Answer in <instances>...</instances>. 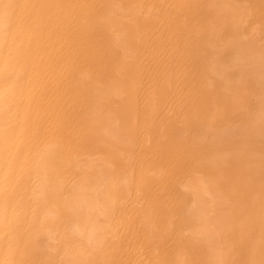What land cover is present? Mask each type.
I'll use <instances>...</instances> for the list:
<instances>
[{"label": "bare ground", "instance_id": "obj_1", "mask_svg": "<svg viewBox=\"0 0 264 264\" xmlns=\"http://www.w3.org/2000/svg\"><path fill=\"white\" fill-rule=\"evenodd\" d=\"M16 1L17 0H15V5H16ZM87 1L88 0H86L85 3H87ZM89 1L91 8L89 7L88 4L87 6L90 8L88 13H90L91 16L88 15L87 17L91 18V22H89L91 23L89 25L91 26V28H89L88 26L89 30L91 29L90 30L91 32H89L88 30V32L91 34V35L89 34L91 36V41L89 42L88 41L89 39L88 40L85 39V41H88L89 44L91 43V49H90L91 51H87L86 49L84 50V55H86L85 54L86 52H88L89 54L87 59L85 58L84 64H86V66L90 65L94 69V72L95 71L97 72L95 73L90 72L91 73L90 74L88 72L89 68L85 67L86 69H88L86 70L83 67L84 65L81 66L82 70L81 69L79 70L78 67L80 68L81 61L79 60L80 65L75 61L79 65L76 67L75 65L77 64L74 65V67L77 68L74 71L79 70L77 71L78 72L77 80L79 82H82L83 84V80L87 78L88 80L87 79L86 80L93 85V87L91 85L89 86H90V90H93L94 92L93 95L95 96L93 100L94 102L95 100L98 99V102L99 103L101 102L100 104H102L103 99H109V101L112 100V103H114V102H119V99L116 101L117 98L115 99V97H120V99L122 100L123 98L124 99L127 98L128 103L127 104L125 103L126 106L123 107L124 110H130L131 112L128 114L125 113L126 119H124V121L122 120L121 116L119 117V115L114 113L116 109L114 112L112 111L113 113L110 112L113 109H111L110 111H105L103 113L102 111L101 113H98V111L100 110L99 106L101 107L100 104L99 106H96L94 104L93 107L92 105L88 107L86 104L85 106L88 108L86 109L85 107L86 110L84 109L85 111L83 112L82 118L81 116H79L81 119H83L82 121L78 119L79 117L76 116L75 113L74 118L76 119L78 117L77 118L79 120L78 122L83 123L82 124L83 127L85 123V127L83 129L85 130V128L88 127L87 129L89 131L87 129L85 131L82 130V126L78 122L77 123L79 125L75 123L77 125V128L81 129L82 133L89 132V134L84 133L85 134L84 136V134H82L79 129L78 130L76 129L78 133L81 134L80 136H83L84 138L87 137L88 139L84 140V138H82L83 139L82 141L81 137L79 138L77 133L76 135L78 136L79 140H81V142L74 141V144L72 143V145L75 148L74 147L72 148L77 150V148L79 147H76L77 145L76 142L77 143L79 142L80 147L82 146V144L84 148L88 146L90 147L91 152H87L86 155L85 152L83 151L84 149L81 151L78 150L77 151L79 152L78 154H80V152L82 153L84 152V155L86 157L83 158L82 156V158H79L77 160L73 158L71 161H69L70 159L68 156L69 163H67V165L69 167L68 166L67 167L69 169H67L66 172L67 174H66L65 173L66 170H64V172L62 170L64 169L63 166H65L67 158L65 160V163L64 161L63 162L61 161L62 150L60 148L63 149L62 140H65L66 138L65 136H67L68 135L67 133H69V131L71 130L70 128H68L69 126L66 127L70 129L68 130V132L65 131L66 128L64 130L66 132L64 133L65 136L63 135L64 138H62L63 136L59 135L60 133L56 134L57 126L59 125L55 126L56 128V130H54L56 132L55 136L56 137L61 136L62 138V140H60L62 144L61 146L59 145V142L58 144L54 143V140L50 136L49 137L50 139H48L45 142L43 141L44 143L43 142L41 143L42 147L37 148L36 146L38 144L36 145V143L38 142L35 143V139L38 136L40 137L42 135L40 128H39L40 135L38 133L37 136L35 129H34V133H31V131L28 129L29 127H31V125H33L32 122H30L31 119L29 120V125L27 124L25 126V124L28 122V120H25L24 117L26 116L27 113L26 111L29 110L31 114V109L28 108L30 102L28 101L29 102L27 103L28 106L26 105V103H24L28 109L27 108L25 109L26 106H21V108L23 107V110L21 109V112L24 111L22 112L23 115L21 114V112H19V114H16L15 112V110H17L18 104L19 107L21 104H23L22 99L24 101V98L27 97V93L24 94L26 92L23 89L25 88L23 87L24 84L22 83L21 84L22 86L19 84L20 82H23L22 80L18 82V84H16L17 82L12 83L10 77L14 78L13 76L16 77L18 76L16 79H14L16 81L18 78H20V71H21L22 75L25 76L24 79H26V75L23 74L26 72V69L25 68L21 69L22 67L21 65H23L24 62L22 63L20 61L21 58L24 61L23 57L25 58V56L28 55L29 50L28 51L26 50L28 53L26 51L24 52L21 48L22 46L21 47L18 46L22 50L21 53L22 52L25 53L24 54L25 56L23 57L19 55L21 53H18V51H20L18 47H17L18 48L17 51L16 49L13 50L14 53L16 51L14 58H16L17 54L20 58V61H18V63L16 59H15L16 61H14L15 63H17L18 67L15 63L10 61L11 58L13 57L10 56L11 53L10 54L7 53L8 58L10 60L6 57L7 55H4L3 57L2 48L6 44H8L10 37H13L11 34H13L16 31V30L14 31L13 29H14L15 21L17 19V17L15 16L17 14H15V10L13 9L15 7V6L13 7L14 4L13 0H0V81L2 82V83L0 82V264H31V263L32 264H96V261L97 264H100L101 261L100 263L98 261L102 255L105 256L104 253H106V251L109 248V247L107 248V245L109 243L112 244L113 241L112 239L115 238L118 239L119 237L124 238L125 233L123 234L121 233V229L123 227H124L123 228L124 231L125 229H127L128 232L127 231L126 232L128 236L129 234L132 233L134 235V231L135 232L137 231L138 234L137 238L139 237V234L146 236V234L144 233H147V235H149L148 231H151L150 230L151 226L152 225L155 226V224L151 222V217L153 216L152 220L153 218L154 221L160 219L156 223L160 221L162 223V226L163 223L166 222V228L165 225L163 226L165 232L163 231L162 234L165 233V235H167L169 231L172 232L173 230L175 231V229L173 228H171L172 230H170V227L172 226L176 227V225L174 226L173 224V222H177V220H179L177 217H174L176 216V213L179 214L181 217L183 216V218H185V219L182 218L181 220L182 221L185 220L184 222L187 224L188 227L184 224L185 227L181 226V228L184 227L182 228V230L186 229L185 232L183 231L185 234L181 235L182 234V230H181V234H180L181 236H178L179 233L175 235L177 237V238L175 237V241L177 240L176 242L179 244L178 247L176 246L177 247L176 249H179L178 251L181 252L179 253L178 251L175 250L176 255L178 254L177 256L178 258L177 260L175 258L172 264H191V263L192 264H240V263L264 264V40H263L264 26L261 25L262 23H260L259 26H263V31L261 32L260 30L262 29L259 30L258 29L259 26L258 28H256L255 25L254 28L253 25L255 23H252L253 24L252 25L251 20H248L249 18L248 15L251 16V11L249 12L248 9L252 8V1L250 2L251 4L249 3L248 0H89ZM246 1L249 3L248 5ZM255 2H257V0ZM263 2L260 1V3ZM35 3L37 5L38 2H36L35 0ZM43 3L46 5L47 1L45 0V2ZM21 4L24 5V3ZM263 4L261 5V7H263ZM28 5L30 6V4ZM20 6L21 5L19 4L18 9ZM254 6L256 7V5ZM39 7L41 8V6ZM255 7H253L252 9L254 11V12L252 11V13L253 14L255 13L254 17H256V15L260 11L262 12V14L259 13L258 15L263 16L264 9L258 10V6H257L256 7L257 12L259 11L257 13L254 10ZM34 8H35V4H34ZM45 9H47V7ZM31 10L34 11L35 9L34 10L31 9ZM41 11L44 13L45 10H41ZM36 12H38V10ZM84 14H85L84 16L86 17V12H84ZM37 16H39L37 18L39 21L35 19V22L38 23L40 22L41 16L38 14ZM260 16L258 17L260 18ZM185 18L190 20V24L187 26L189 27L188 29L186 28L187 25L186 20L184 24ZM256 18H252V19H256ZM261 19L263 20L264 18L262 17ZM16 22L19 24V20H17ZM22 22L25 23L28 22V20L25 21L23 19ZM194 22L196 23V25L194 26V30L192 31V28L190 26L192 24L193 27ZM37 23L35 25H37ZM27 24H29V22L26 23V27ZM40 24L43 25L45 23L41 22ZM81 25L83 24L81 23ZM40 26L38 27L41 28V30L39 29V31L41 32L43 28ZM251 26L253 27V29L250 30ZM32 27H30V29ZM22 28L19 31H22ZM26 31L28 30L26 29ZM165 32L167 33L170 32L173 38L176 37V39H178L179 36L181 40L183 39L184 42H186V40L189 41V42L187 41L186 43L187 44L189 43L190 46L187 47L190 48L188 49L190 53V62L189 60H187V56L189 53L185 51L183 48H180L181 46L175 47L174 52H172V54L178 53L179 57L180 55L181 57H183L182 59L183 61L185 58V53L183 56L181 54L182 50L180 51V49H183L184 52L187 53L185 61L186 62L188 61L187 65L189 66L184 68L183 70L186 69L188 75L187 76L185 75V77H187L186 81L185 78L182 77L184 79L182 83H184L185 81L186 85L184 84V90L183 89L180 90L182 93L184 92L185 96H187L191 100L190 101L191 103H193L192 101L195 100L196 102L197 100L199 102L197 103L200 104L198 107L201 106L200 108L201 115L199 116V119L201 117L202 119L200 121H198L199 119L196 120L198 122L194 124L189 123L191 122L190 121L191 118L190 119L188 118L187 120L189 121L188 123L190 125L194 126V129L196 131V133L194 131V133L196 134L194 137L196 143L194 142L193 138L191 139L192 135L191 137H189L193 129L190 130L191 126L187 127L189 125L188 123L186 127H183L184 129H181L179 128L180 125L179 127L175 126V124L177 125L176 121L174 122L175 124L173 123L174 117L173 119L171 118L173 121H170L171 119L168 120L170 122V125H172L170 126L171 129L173 128V131L175 129L174 135H173L174 132H172L171 129L164 127L165 124L167 125V123L169 125V122H164L165 123L163 124L164 126L160 124L163 122V119L165 117H166L165 119H168L169 116H171L174 112H176L177 107L174 109L171 115L169 116L167 115L168 117L166 115H162L164 116L162 122L160 120V117H158V115H157L158 118L157 120L160 121L159 123L157 120L153 119L154 122L156 121L159 124L158 125L157 123H154V125L157 124L156 126L158 128L156 129L155 126L153 129V130L156 129L155 133L159 134L157 135V137L151 135L152 133L154 134L153 130L150 132L151 126L153 125V120L151 121L152 125L150 124V127L148 126L147 128L142 127L143 128L142 130L141 128H138L139 126H135L138 125L137 122L133 123L132 121L133 117L141 115V113L142 114L146 113L145 114L146 116L144 115V117L148 116L150 118L149 116L150 111L148 110L149 108L152 109L151 114L154 116L156 115L155 113L156 111L155 109H153L155 107L157 112L160 111L159 115L161 112L163 113L162 109L161 110L157 109L158 105H160L158 106V108L160 107L162 108L163 105V104H158V102L160 103L159 99L162 97L161 103L164 100L166 101L168 100V98L164 97L166 96L165 93L167 86L168 88L171 87V89L174 90V87L171 84H175L176 81L173 83L171 82L174 80L175 77L173 78V80L170 77V80L172 81L169 82L170 81L169 66H172L174 63L171 64L172 63L171 61L169 62L171 65L167 63L168 68L166 67L167 64L166 66L163 65V67H165L168 71V76L166 75V73L161 75L160 71L161 70L164 71V68L160 67L162 66V63L161 65L160 64L155 65L159 63L158 61H160L161 59L160 57H163V55L161 56V54L167 49V47L170 48L169 45L166 48H164V46L167 45L166 43H168L167 40L166 41L164 40L167 39V36L166 38L165 36L164 38L162 37L163 33ZM83 33L84 32L82 31V34ZM29 34L30 33L27 34L28 37L31 36V35L29 36ZM86 35H88V33H86ZM184 37L186 38V40ZM148 38H152V41L151 39ZM38 39H36V42ZM148 41H150L151 43ZM30 43L31 42H29L28 45H30ZM177 44L178 42L176 43V45ZM39 46H37L38 49ZM145 46H147L146 49ZM10 48L8 47L7 49ZM88 48L89 47H87V49ZM143 48L145 50H143ZM177 48L179 51H176ZM145 51L147 53L149 52L148 55L153 53L157 56L158 63L155 62L154 65L152 64L154 69H156V67L161 68V70L160 68L157 69L159 70L158 72L160 76L156 74L155 76H152L156 72L155 70H151L152 69L151 68L150 70L154 71V73L151 72L150 73L151 75L146 73L147 75L150 76V78H148L149 80L147 78L145 79L143 78L144 80H142V77H146L143 76L145 75L143 74V72L145 73V70L147 72V68L149 67L144 65L145 63L143 59L145 58L144 56L147 54L145 53ZM166 51L165 53L169 52ZM170 53L171 51L167 54V57L169 56ZM158 54H160L159 55L160 57L158 56ZM155 55L151 56L152 57L151 63L154 61V58L156 59ZM78 56L79 55L77 54L76 57ZM173 56L171 57L169 56V60L171 58L172 61L181 59V58L178 59V57H176L177 59H175V56L174 58ZM151 57H146V59L147 58L151 59ZM79 59L82 60V58ZM29 60H31V58ZM182 61L180 60V63ZM185 61L183 63L186 65ZM26 62L27 64H30V62H28V59ZM176 63H178V61H176ZM19 64H20V69H19V73H17L16 72L17 70L15 69L19 68ZM40 65L41 64H38V66ZM147 65H149V63ZM175 65H177L178 67L179 63ZM27 66L28 65H26V67ZM31 66L33 67V65ZM35 67L36 65L34 66V68ZM94 67H98V69L95 70L96 68ZM183 67L180 68L182 69ZM83 68L85 71L83 70ZM172 68H170V70L173 71L175 68L173 69ZM180 68L179 70H177V72L182 71ZM23 70H25V72H22ZM175 70L173 71V73L171 71L172 75L176 73ZM167 71L165 70V72ZM182 74L184 76V73ZM1 76H4L5 78L7 77V79L5 80L7 81L11 80L8 81V83L10 82L11 83L6 84L7 82H4L1 79ZM92 76L94 79L92 78ZM146 79L147 81L154 79L153 80L154 82L152 81V83L153 86H156V88H154L155 90L152 92L148 90V92H150L148 93L146 89L150 84H146L147 82L146 81L145 90L147 93L145 94L144 92V94H142V90L140 89L141 85L139 86V84H141V82L145 81ZM87 83L85 85H87ZM155 83L156 85H154ZM179 83H181V81H179ZM177 84L175 85L177 86ZM79 87H81L80 84ZM79 87L77 88L79 94L78 97L76 96L77 97L76 102H78L79 96H80L79 98L80 100L82 98L80 94H82L83 90L82 88ZM142 87L143 85L141 86V88ZM79 89L82 90V92H80ZM176 90L177 89H175V92ZM22 92H24L23 93L24 96L22 95ZM86 92H87V88L85 89V93ZM87 93L91 94V92H87ZM87 93L85 97L87 96ZM176 94L180 95L181 93L176 92ZM221 94L223 95V97ZM181 95L183 97V94ZM122 96L124 97L122 98ZM89 97L90 96H88L87 98ZM29 98L27 100H29ZM218 98L220 100L222 99L223 103L225 104H227L228 102L230 103V101L232 100V104L230 103L231 105L229 104L228 106H226L224 104V106H226L227 109L229 107V112L226 111V114H230V118L232 121L230 123H234L237 120L236 121L237 124L236 123L227 124V122L226 124L221 123L222 119H224V121H228L230 119L229 116L225 114L224 116L222 114V117L216 118L218 114L216 115L215 113H213V111L214 108H217V106L213 108L210 103L215 99H217L218 102L219 101ZM85 99H83L82 101H84ZM18 100L21 101L18 102ZM174 101H177V98ZM84 102L86 103L89 102V104L91 103L88 100H85ZM123 103L119 105V108ZM182 103L183 102L181 99V103H178L180 104V107H178V109L180 108L179 110L181 111H182L181 106L183 105ZM191 103L186 105L190 106ZM219 103L217 105L221 106L222 104L220 101ZM115 104L117 105V103ZM167 104L165 105V107H167ZM176 104L177 103H175L174 106ZM36 105L39 106L38 103ZM41 105L42 102H40V106ZM104 105L106 107V103ZM107 106L109 105L107 104ZM185 106L184 108L186 109L187 107ZM192 106L190 108H192L193 111H196L197 109H195V107L197 106L195 105H194L195 107ZM30 107L33 108L34 106L31 105ZM96 108H98L99 110ZM34 111L37 112L39 111V109L37 111L36 110ZM186 111L187 110H185V112ZM237 111H240L241 113V115L237 113L239 117L236 116L235 112ZM153 112L155 114H153ZM32 113L33 114L31 115V117L34 116V120H36L34 115L36 113H34L33 111ZM37 113L39 114V112ZM68 113L70 112L68 111ZM168 113L169 112L167 111V114ZM191 113L193 112L191 111ZM234 113H235L234 115L235 119L232 120L234 117L232 114ZM51 114L52 113H50L49 115ZM21 115L24 118L21 117L20 120ZM77 115H80V112ZM141 116L143 117V115ZM141 116L140 118L137 117V119H140V121L142 122H140L139 120H135V118L134 121H139L140 125L141 123H143L144 125L146 119L145 120L143 119L144 120L143 121L141 119ZM172 116H174V114ZM179 116L177 117L179 118ZM226 116H228L227 117L228 120H226L227 119L225 118ZM57 117L59 118V116ZM196 118H198V115L196 116ZM48 119L49 118L47 117L45 121L43 120L45 122L44 125L49 124L50 121H48ZM77 119L75 121H77ZM165 119L164 121H167ZM183 119H185V116ZM50 120H52V117ZM176 120L178 119L176 118ZM39 121L41 120L39 119ZM47 121L48 123H46ZM64 122L65 119L63 120V123ZM72 122L71 123L69 122L71 124L70 127L72 126ZM35 123H37V121H35ZM40 125L43 124L40 123ZM64 125L66 126V124ZM76 125L74 126V128L76 127ZM36 126L37 125H35V127ZM43 126L42 128L44 127L47 128V125L44 127ZM177 127L179 128V130H185L186 128V130L190 132L188 134V132L185 130L188 135L186 134V136H183L184 133H181V131L179 132ZM58 129L60 128L58 127ZM167 129L170 130L171 132L170 131L166 132L168 131ZM36 130L38 129L36 128ZM45 130L46 129H43L42 131L45 132ZM62 130L58 132L62 133ZM27 131L29 132V134L30 133L31 135L33 134L34 138L35 136H37L34 139L33 136L30 135L31 136L30 139H33L32 141L31 140L30 141L34 142V146L36 147L34 148L36 149V151L34 150L35 151L34 154L33 152L32 154H30L33 148H30V146L28 147V142L26 139L29 136V134H27L28 133ZM54 131H52V135L54 134ZM146 131H149L151 136H148L149 132L147 133ZM176 131L177 133L179 132L178 135L180 139L183 137V139L188 140L190 143H188V146L185 148L184 147L185 145L183 146V144H181L183 143V141L181 142V140H179L181 143H179V141H176L177 145L173 143L174 144L173 146L175 148L174 149L175 152H174L172 148L171 138L177 135ZM49 132H48V136H49ZM161 133H163V135L166 134L165 135L166 137L164 138V136ZM180 133L182 135H180ZM167 134H169L171 137L168 138L171 141L167 140L171 143L170 145L168 142V148H167V143H165L167 142L165 139L167 138V136H169ZM76 135H74L72 139H75L77 137ZM142 135H144L145 137H142ZM161 135L163 136L164 139H162ZM93 136L95 137L93 138ZM89 137H91V139L92 138L95 139V141L97 142L92 141ZM149 137H152L153 139ZM42 138L43 137H41V139ZM58 138L57 140L60 139ZM189 138L192 142L189 140ZM51 139L53 142L49 141ZM88 140H90L91 142H95L94 143L95 146L98 143V145H100V147H98L99 150L96 151L98 148L94 146L96 148L95 150V148L92 146V143L90 144V141L88 142ZM163 141L165 144H163ZM31 142L29 143V145L32 144ZM133 142H135V144L137 142L136 146L138 147L140 146L137 153L139 156L138 159L142 161H144V158L140 159V157H146L143 156L145 153L148 155V153H150L151 150L152 151H154V149L156 150V148L160 144H163L160 145L161 146L160 149L163 148L165 145L166 148L165 147L164 148L167 151L165 152L164 150L165 153H168V150L171 151L170 147L172 148V151L176 153V151L179 148V145L180 146L182 145V147H180L179 150L184 147L185 148L183 149L184 152L181 151L184 155L181 152L177 151V153L180 154L178 158H180L181 155L182 158L184 157L186 159L187 157L186 161L185 160L184 161L187 162L188 165L190 163L188 159L189 160L191 159L193 161L197 160L195 164L193 162L192 164L195 165V168H197L198 171L196 174L193 173L195 175H193L192 177H188V175L189 176L191 175L187 173L189 172V170L191 171L190 168L193 167L192 169H194V166L193 165L192 167L191 165L188 166L186 163L187 166L185 167L184 164L185 171L184 170L183 171L186 172V170L189 167L190 168L188 169L186 174L182 173L183 172L182 169H180L177 163L174 161L178 159V158L174 159V157H176L178 154H175V156L173 157V155L172 156L170 155L171 153L170 154L168 153L169 155L167 154L168 156H166V154H164V152L161 150L162 153L160 154H162V156L164 154V156L163 157L159 156V158H157L159 147L156 150L157 152L154 151L156 153L155 155L156 158H154V155H151L152 152L150 153L149 156L153 158L151 157L146 158L147 161L145 162L147 163H145L144 168H142L141 166V164H143L142 161L140 163L139 160L138 162L140 164H138V167H136L137 163L136 166H134L135 168L128 167V165L130 164L132 165L134 158V157L132 158V154L134 150L133 152L130 151L132 148L131 143ZM103 144L110 149L109 152H107L108 150L105 149L106 146H104L103 149L100 150L101 145ZM65 145L67 144L64 143V146ZM32 146L33 144L31 145V147ZM134 146L135 145H133V147ZM74 149L72 151L75 152ZM69 150L67 151V147H66V151H65L64 148L65 153L66 152L69 153L71 151ZM135 150H137V148ZM102 151L107 153H103ZM97 152L98 153L101 152V154L99 153L96 155L95 153ZM65 153L63 154L65 155ZM73 153H70V156ZM128 153L131 154L130 157L132 158V162L128 158L129 157ZM73 156L76 157V155ZM79 156L81 157V154ZM165 156L170 163L171 162L176 163V164L173 163L174 165L171 164L173 168L171 167V169L168 170L169 173H172L173 171L174 174V172H177L179 170V172L183 175V178H185L183 180L181 175L182 178L181 179L180 174L177 172L179 174V176L177 174V177L181 179V181L177 180V182L178 181L181 182L179 183L180 185L177 183V186L179 185V189L177 186H175L176 187L175 189L173 187L175 184L172 183L176 178V173L175 175H172L169 174L167 170L165 171L164 168H162V171L161 169H159L161 168V166L166 167L167 164H169V162L166 159L165 160L167 161V163L166 161L164 162L163 158ZM70 158H72V156ZM135 161L136 160L134 159V163ZM178 161L179 163H181L182 162L181 158ZM129 162L131 163L129 164ZM162 162L164 166L163 164L161 165ZM61 165L63 167L62 170H61ZM157 169L159 170L157 171ZM173 169L174 170L176 169L177 171L176 170L174 171ZM163 171L169 174V175L167 174L168 180L166 179L168 183L169 181H171L170 175H172V177L174 176L173 179L171 178L173 180L171 181V184H173L172 186L173 188L172 187L168 188V183L167 182L165 183L167 185L168 190L170 191V194H173L174 193L173 191H175V193L178 192L176 193L177 197L174 196L175 193L173 194V196L171 195L172 198L174 197L173 201L170 198L169 199L170 202L167 204H165V200H163V197L165 196V193L167 195V192L169 191H165L166 185L164 186V182H163V186L165 187V189H162L163 186L161 188L162 181L165 180V179L162 180V178L166 176V175L164 176L165 173ZM161 172H163L164 174ZM247 172H248V176L245 175ZM60 173H64L66 174V176ZM149 173H151L152 176L155 175L154 178H151L150 177L151 175ZM158 174H159L158 177H160L161 178L160 180H162L161 184L160 182L158 183V180H155L156 182L154 183L155 184L158 183V184L152 185L154 179L157 177ZM160 174L163 175L160 176ZM147 179H149V182ZM150 180L153 181L151 182ZM144 181L145 183L147 182L146 184L150 183V186L148 187L147 185H145ZM144 185L147 186L148 189L151 188L150 190L147 191V187H146V192L150 191L151 196L150 194L147 195L144 192L145 187H142ZM158 185H160V187H157ZM152 186L153 187L155 186L157 188L153 189ZM159 189H162L164 191L163 193L161 190L164 196L160 194L161 192H159ZM141 194L142 196L140 197L141 198L140 199L139 196ZM143 194H146L147 196L145 195L144 196L146 198L148 197V199L150 197L151 200L149 199V202H147L148 204L149 203L150 204L149 205L147 204L149 208H147L146 210L144 207H142L143 205L141 206L142 208L141 211L145 210L144 212H141L139 210L140 207L138 206L140 204H144L146 200H148L145 198L144 199L145 202H143L144 200L142 201ZM131 196L133 197L135 196V198L137 197V199L135 200L133 199V202L129 201ZM168 196L169 195H167L164 198L167 199ZM137 200L139 202L138 205L136 203ZM134 201L136 206L134 204ZM170 203L171 205L169 206ZM174 205L176 207L174 208L173 211ZM122 212L123 213L128 212L129 215L130 212H132L133 215L132 217L135 219L133 220L136 221L138 224L135 225L138 227L137 229H135V226L133 225V223H135L133 220H132L133 223L125 222L123 226L121 224L122 223L121 220L123 218L121 220L119 219L121 222L116 221L117 214L118 213L121 214ZM128 213H126V215ZM120 214L118 215L120 216ZM172 214L175 215L173 216ZM126 215L122 216L121 214L122 217ZM155 216L157 217V219H155L156 218ZM171 216L173 217L171 218ZM173 218L174 219L176 218V221L174 220L171 224L168 223V221L171 222L170 220H173ZM124 220L127 221V219ZM149 220L151 223H149ZM184 222H180L179 224L183 225ZM169 224L172 226H170ZM118 225L119 226L121 225L122 227H119ZM154 226L153 228L157 230L158 229L157 227L158 226L160 227L161 225L159 223L158 226L157 225L155 227ZM167 228H168V232H167ZM129 231L132 232L129 233ZM172 232H170V235ZM156 233L152 231V234H156ZM127 234L125 237H127ZM165 237L166 236H164V238ZM150 238L151 237H149V240ZM127 239H125V241ZM166 239L164 240L165 242L167 241ZM152 240L151 242H154ZM116 242L118 243L119 241ZM126 242L129 243V241ZM131 243L129 245H131ZM111 244H109L108 246H111ZM117 245L119 246L120 244L118 243ZM186 246H188V249L192 248L190 250L192 253L191 258L192 261L196 263L191 262L190 255H188L189 253L186 252L187 249ZM163 247L165 250V244L163 245ZM121 249L122 248H119V250ZM27 253L30 254L32 253L33 256L34 253L38 254L40 256L39 258L37 257L39 260L36 261L37 255L34 256V261L29 260L32 257L29 255L30 256L29 258ZM127 257H131V256L126 255V258ZM101 258L103 260V257ZM126 258L124 260H126ZM170 259H174V257ZM120 260H119L120 264H133L132 263L133 261L132 262L130 261L132 260V258L129 261L127 259V261L121 260L120 262ZM239 260L242 262H240ZM140 264H145V263L142 262Z\"/></svg>", "mask_w": 264, "mask_h": 264}, {"label": "rangeland", "instance_id": "obj_2", "mask_svg": "<svg viewBox=\"0 0 264 264\" xmlns=\"http://www.w3.org/2000/svg\"><path fill=\"white\" fill-rule=\"evenodd\" d=\"M39 1H41V0H36V2H38L37 3V5H36V3H35V0L33 1V0H17L16 1V5H15V0H13V9L15 10V14H17L15 17H17V19H16V21L17 20H19V24L15 21V25H14V33L13 34H11L13 37H10V40L8 41V44H6L3 48H2V55H3V57H4V55H7L6 57L8 58V54H10L11 53V55L10 56H13L12 58H11V62H13V63H15L14 61H16L17 60V63H18V61H20V58H19V56H18V54H17V56H18V58H17V56H16V58H14L15 57V53H16V51L18 50V48L19 47H21L22 48V50L25 52L26 50L29 52H27L28 53V55H24L25 53L24 52H22L21 53V49L19 48V50L20 51H18V53H21V54H19L20 56H25V58L23 57V59H24V61L22 60V58H21V61L20 62H24V64L23 65H21L22 67H21V69H23V68H25L26 69V72H25V70H23L22 72H25V73H23L24 75H26V79H24V77L25 76H23L22 75V73H21V71H20V78H18L16 81L14 80V79H16L17 77L16 76H13L14 78H11L10 77V79L12 80V83L14 82V83H16V84H18V82H20L21 80L23 81V82H20L19 84L21 85L22 83L24 84V86L23 87H25V88H23L26 92L24 93V92H22V95L24 96V94H26L27 93V97L29 98V96H30V98H29V100H27L28 98L27 97H25L24 98V101H23V99H22V103L23 104H21L20 105V107H19V104H18V107L20 108V110H19V108L17 107V110H15V112H16V114H19V112H21V109L23 110V107L21 108V106H26L27 105V103H29L30 102V104H29V107L28 108H30L31 109V114H30V112H29V110H25L27 113H26V116H24L25 117V120H28V122L25 124V126L28 124L29 125V120H30V122H32V124L34 125V127H35V125H37V126H39V127H33V125H31V127H29L28 129L31 131V133H34V129H35V132L37 133V136H38V133H39V135H40V130H41V132H42V135L39 137H37V136H35V138L37 137V138H39V139H35L34 138V135L32 134L31 135V133L29 134V132L27 133V134H29V136L27 137V142H28V147L30 146V148H33L32 150H31V153L30 154H32V152H33V154H34V152L36 151V149H34V148H40V147H42V145H41V143L44 141H47L48 139H50L49 137L51 136V138L54 140V143H57L58 144V142H59V145L61 146L62 144H61V141L60 140H62V138H64V136H65V134L64 133H66V132H68V130H70L71 131V133H70V131H69V133H67L66 135L67 136H65L66 138H65V140H62L63 142V145H62V147H63V149L62 148H60L61 150H62V155L64 156H62L61 155V161L63 162L64 161V163H65V160H66V158H67V161H66V163H65V166H63L64 167V169L62 170V165H61V170L64 172V170H66L65 171V173L67 172V169H69L68 167V165H67V163H69L68 162V156H69V161H71L73 158H75L76 160L77 159H79V158H82V156H83V158L84 157H86L85 155H84V152H85V154L87 153V152H91V149H90V147H88V146H86L85 148L83 147V144H82V146L80 147L79 145H80V143L79 142H81V140L83 141V139L82 138H84L83 136H80L81 134H79L78 133V129L79 128H77V125H79L78 123H80V122H78L79 120L78 119H80V121H82L83 119H81L82 118V115H83V112L90 106V105H92V107H93V105L95 104L96 106H99V104L101 103H99L98 102V99L97 100H95V102L93 101L94 100V98H95V96H93L94 95V92H93V90H90V86L89 85H91L92 87H93V85L92 84H90L89 83V81H87L88 79L87 78H85L84 80H83V84H82V82H79L78 80H77V74H78V72L77 71H79L82 67V65H84L83 67L85 68V67H87V68H89V70L88 69H86V70H88V72L90 73H95V72H97V71H95L94 72V69L89 65V66H86V64H84V60H85V58L87 59V57L89 56V54H88V52H86L85 54L86 55H84V50L86 49L87 51H91L90 49H91V43L89 44V42L91 41V34L89 33V32H91L90 30H89V28H91V26H89L91 23H89V22H91V18L90 17H87L88 15L89 16H91V14L90 13H88L89 12V10H90V4H89V0L87 1V3H85L86 2V0H46L47 1V4L45 5L43 2H45V0L43 1H41V2H39ZM249 1V3L252 1V8H250V9H248V11L250 12L251 11V16H249L248 15V20H251V24L252 23H255L254 25H253V27L255 28V25H256V28H258V26L260 25V23H262L261 25H263L264 26V19L262 20L261 18L263 17L264 18V15L263 16H260V15H258L259 13L260 14H262V12L260 11H258L257 12V6H258V10L259 9H264L263 7H264V0H257V2H255L256 0H248ZM253 1H254V3H253ZM259 1V2H258ZM260 1L261 2H263V3H260ZM20 2V3H19ZM30 2V3H29ZM31 2H32V4H31ZM81 2V3H80ZM247 2V1H246ZM21 5L20 7H19V9H18V5L19 4ZM21 3H24V5L23 4H21ZM26 3V4H25ZM248 2H247V5L249 4ZM28 4H30V6L28 5ZM34 4H35V8H34ZM87 4L89 5V7L87 6ZM251 4V3H250ZM263 4V7H261V5ZM26 5V6H25ZM31 5H32V7H31ZM82 5H83V7H82ZM254 5H256V7L254 6ZM39 6H41V8L39 7ZM46 8L47 7V9H45L44 7ZM78 6V7H77ZM81 6V7H80ZM87 7V8H86ZM249 7H250V5H249ZM248 7V8H249ZM253 7H255V12H257L256 14L258 15V16H260V18L256 15V17L257 18H259V19H261V20H259V19H257L256 17H254V15H255V13L253 14L252 13V9H253ZM24 10H23V9ZM85 8V9H84ZM17 9V10H16ZM21 9V10H20ZM31 9H35L34 11H32ZM171 9V8H170ZM169 9V10H170ZM26 10V11H25ZM38 10V12H36ZM40 10V11H39ZM41 10H45L44 11V13L41 11ZM169 10H168V12H169ZM31 11H32V13H31ZM264 11V10H263ZM16 12H19V13H16ZM35 12H36V14H35ZM79 12V13H78ZM84 12H86V17L84 16L85 14H84ZM254 12V11H253ZM88 13V14H87ZM22 14V15H21ZM27 14V15H26ZM28 14H29V16H28ZM37 14L38 15H40L41 17H40V22H35V19L36 20H38L37 18L39 17V16H37ZM264 14V13H263ZM25 15V16H24ZM81 15V16H80ZM83 15V16H82ZM19 16V17H18ZM24 16V17H23ZM27 16V17H26ZM20 17H21V19H20ZM43 17V18H42ZM28 20V22H29V24H27V27H26V23H28V22H22L23 21V19L25 20V21H27L26 19ZM29 18H31V19H29ZM252 18H256V19H252ZM80 19V20H79ZM31 20V21H30ZM45 20V21H44ZM88 20V21H87ZM185 20H186V28L188 29L189 27H187L189 24H190V20L189 19H184V24H185ZM256 20H257V22H256ZM259 20V21H258ZM33 21H34V23H33ZM39 21V20H38ZM44 21V22H43ZM253 21V22H252ZM21 22V23H20ZM45 23V24H40V23ZM84 22V23H83ZM86 22V23H85ZM37 23V25H35ZM81 23L83 24V25H81ZM89 23V24H88ZM198 24V23H197ZM22 25V26H21ZM24 25V26H23ZM40 25H42V26H40ZM85 25V26H84ZM196 25V23L194 22V24H193V27H192V24H191V28H192V31L194 30V26ZM32 27V26H34V27H32L31 29H30V27ZM38 26H40V27H42L43 29H42V31L41 32H43V33H41L40 31H39V29L41 30V28H39ZM84 26V27H83ZM88 26H89V28H88ZM198 26V25H197ZM263 26H259V30L260 29H262V30H260L261 32L263 31ZM22 27H24V28H22ZM37 27V28H36ZM81 27V28H80ZM87 29H86V28ZM253 27L251 26L250 27V30L251 29H253ZM21 28H22V31H19V30H21ZM197 28V27H196ZM196 28H195V30H196ZM26 29L28 30V31H26ZM82 29V30H81ZM38 30V31H37ZM85 30V31H84ZM88 30H89V32H88ZM23 31H24V33H23ZM34 31H36V32H38V33H36V32H34ZM82 31L84 32L83 34H84V36H83V34H82ZM167 31H169V30H167ZM27 32V33H26ZM32 32V33H31ZM40 32V33H39ZM17 33V34H16ZM28 33H30L29 34V36L30 37H28ZM86 33H88V35H86ZM20 34H21V36H20ZM42 34V35H41ZM90 34V35H89ZM165 34V35H164ZM166 34H169V35H166ZM18 35V36H17ZM35 35V36H34ZM40 35V36H39ZM170 32H165V33H163V38H164V36H165V38H166V36H167V39H164L165 41L167 40V42L169 43H166L167 45L166 46H164V48H166L168 45L170 46V48H168L167 47V51H171V53L169 54V56L171 57V56H173L174 54H176V53H174V54H172V52H174V48L175 47H180V48H183L185 51H187L188 53H189V50L188 49H190V48H187L188 46H189V43L187 44L186 42L188 41V40H186V36L184 37L185 38V40H186V42H184L183 41V39L181 40V38L178 36V39L180 40H178V39H176V37L175 38H173L172 37V35H171V38H172V40H171V38H170ZM38 36H39V39H38ZM78 36H80V37H78ZM25 37V38H24ZM28 37V38H27ZM41 37H42V40H41ZM19 38V39H18ZM23 38V39H22ZM33 38V39H32ZM80 38V39H79ZM168 38H169V40H168ZM36 39H38V40H40V41H42V42H40V41H38L37 40V42H36ZM85 39L86 40H88V41H85ZM148 39H151V41H152V38H148ZM176 39V40H175ZM14 40V41H13ZM21 40V41H20ZM29 40V41H28ZM31 40V41H30ZM34 40V41H33ZM80 40V41H79ZM262 40V39H261ZM264 40V39H263ZM24 41H25V44H24ZM181 41H183L184 42V44H183V42H181ZM11 44H10V43ZM21 42H23V43H21ZM28 42V43H27ZM29 42H31L30 43V45H28L29 44ZM39 42V43H38ZM81 42V43H80ZM88 42V43H87ZM148 42H150V41H148ZM178 42V44L176 45V43ZM189 42V41H188ZM34 43V44H33ZM78 43V44H77ZM151 43V42H150ZM186 43V44H185ZM11 46H10V45ZM14 44H15V46H14ZM21 44V45H20ZM33 44V45H32ZM44 44V45H43ZM76 44H77V46H76ZM81 44V45H80ZM84 44V45H83ZM86 44V45H85ZM147 44V43H146ZM171 44H172V46H171ZM175 44V45H174ZM182 44V45H181ZM7 45H8V47L10 48V49H7L8 47H7ZM35 45V46H34ZM40 45V46H39ZM19 46V47H18ZM37 46H39V49L37 48ZM42 46V47H41ZM148 46V45H147ZM147 46H145V49L147 48ZM183 46V47H182ZM18 47V48H17ZM25 48V50H24V48ZM32 47V48H31ZM44 47V48H43ZM79 48V49H77V48ZM86 47V48H85ZM87 47H89L88 49H87ZM190 47V46H189ZM82 48V49H81ZM187 48V49H186ZM16 49V51H15V53H14V51L13 50H15ZM33 49V50H32ZM37 49H38V52H37ZM144 48H143V50H145ZM170 49V50H169ZM173 49V50H172ZM183 49H180V51H181V54L184 56V53H185V58H184V60L182 61V59H183V57H181V55H180V57H179V55H178V53L176 54V55H174L175 56V59H177L176 57H178V59H180L182 62L181 63H183L185 60H186V56H187V53L186 52H184V50ZM79 52H78V51ZM165 50V51H166ZM7 51V52H6ZM10 51V52H9ZM40 51V52H39ZM77 51V52H76ZM80 51H82V52H80ZM165 51L161 54V56L163 55V57H164V59H163V57H160L159 55L160 54H158V56L162 59V61H161V59H160V61H158L157 62V56L155 55V54H153V53H151L150 55H148L149 54V52L147 53L146 51H145V53H147L144 57V65L145 66H149L148 68H147V72H146V70H145V73L143 72V74H145V75H143V76H146V77H142V80H144L145 78H150V76L149 75H147V74H150L151 72H153L154 73V71H151V70H155V72L156 73H154L152 76H155V74L156 75H159V70H157V69H159L160 67H163V65H165L166 66V64L168 63L169 65H171V64H173L172 66H169L170 68H172L173 66V68H175L176 69V67H177V65H175V64H178L179 63V65L181 64L180 63V60H176V61H178V63H176V61H172L171 59L169 60V56L167 57V54L169 53V52H167V53H165ZM176 51H179L178 50V48L176 49ZM32 52H34V53H32ZM37 52V53H36ZM8 53V54H7ZM12 53H13V55H12ZM81 53V54H80ZM83 53V54H82ZM36 54V55H35ZM43 54V55H42ZM77 54L80 56H78L79 58H82V60L81 59H79L78 57H76L77 56ZM164 54H166V55H164ZM180 54V53H179ZM37 55H39V56H37ZM47 55H48V57H47ZM76 55V56H75ZM155 55V57H156V59L154 58V61L151 63V60H152V57L151 56H154ZM9 56V57H10ZM39 58V60H38V58ZM42 56H43V59H42ZM50 56V57H49ZM75 56V57H74ZM174 56H173V58H174ZM188 56H189V59H188ZM188 56H187V60H189V62H190V53L188 54ZM35 57V58H34ZM146 57H151V59H146ZM31 58V60H29ZM34 58V59H33ZM47 58V59H46ZM166 58V59H165ZM167 58H168V60H167ZM12 59H13V61H12ZM16 59V60H15ZM27 59H28V62H30V64H27ZM37 59V60H36ZM49 59V60H48ZM53 61H52V60ZM174 59V60H175ZM26 60V61H25ZM52 62H51V61ZM79 60L81 61V65H80V63H79ZM150 60V61H149ZM80 65V68L78 67V69L79 70H76V71H74L75 69H77V68H75L76 66H79L76 62ZM149 63V65H147L148 63ZM164 61V62H163ZM172 62L171 64L169 63V62ZM36 62H37V64H36ZM39 62V63H38ZM42 62V63H41ZM75 62V63H74ZM158 63V64H155V65H161V63H162V66H160V67H156V69H154V67H153V65H154V63ZM17 63H15L16 65H17ZM21 63V64H22ZM33 63V64H32ZM44 63V64H43ZM50 63V64H49ZM83 63V64H82ZM87 63V62H86ZM147 63V64H146ZM164 63V64H163ZM185 63H186V65L184 66L183 64H181L180 66L178 65V67H177V69L175 70L176 71V76H175V74H173L172 75V73H173V71L172 70H170V68H169V71H170V73H169V80H170V77L172 78V80H173V78H174V80L172 81V80H170L169 82H171V83H173V82H175V84H177V82H178V84H180V85H178L177 84V86L175 85V84H171L173 87H174V90L173 89H171V87H169L170 88V90H169V88H168V86H167V88H166V96H164V97H166V98H168V102L166 101V100H164L162 103H161V98L159 99L160 100V103L158 102V104H163L162 105V108L160 107V108H158V106H160V105H158L157 106V109H159V110H161L162 109V111H163V113L161 114L160 113V115L162 116V115H171L172 113H173V111H174V109L176 108V112H174L173 114H174V116H167L168 117V119H165V120H167V121H164V119H163V117L164 116H160L159 115V112H157V110H156V107L155 108H153V109H155V113H156V115L154 116V115H152L151 114V111H152V109H150L148 106V110L150 111V118L147 116V117H144V115L146 114V113H141V115H143V117L141 116V115H138V116H135V117H133L132 118V121H133V123H136L137 122V124L138 125H135V126H139L138 128H141V130L143 129V128H147V126L148 127H150V124L152 125V120L154 119V120H157L158 118H157V115H158V117H160V120H161V122H162V119H163V122L162 123H160V124H162V126H164L163 124H165L164 122H169L168 120H170L171 118L173 119V117H174V121L171 119L170 121H173V123L176 121V123H177V125L175 124V126H178L179 127V125H180V127L179 128H181V129H184L183 127H186L187 126V123L189 122V121H187L188 120V118L190 119V121L191 122H189V123H191V124H194V123H196V122H198V121H200L201 119H202V117L199 119V116L201 115L200 114V111H201V106L200 107H198L200 104H198L199 102L196 100V102H195V100L194 101H192L193 103H194V105L195 106H197V107H195L194 105H193V103H191L190 101V99L187 97V96H185V94H184V92L182 93L181 92V90L180 89H183L184 90V84H185V81H186V78L187 77H185V75L187 76L188 75V73H187V70L185 69V70H183L184 68H186V67H188L189 65H187L188 64V61L186 62L185 61ZM38 64H41L40 66H38ZM52 64V65H51ZM75 64H77V65H75ZM88 64V63H87ZM153 64V65H152ZM168 64H167V68H168ZM26 65H28L27 67H26ZM31 65H33V67L31 66ZM36 65V67L34 68V66ZM44 67H43V66ZM74 65H75V67H74ZM150 65H151V67H150ZM31 66V67H30ZM184 66V67H183ZM17 67H18V65H17ZM40 67V68H39ZM180 67H183L182 69L180 68ZM2 68V67H1ZM27 68H29V69H27ZM37 68H38V70H37ZM84 68H83V70H84ZM90 68H91V71H90ZM94 68H96L95 70H97L98 69V67H94ZM152 68V69H151ZM164 68V71L163 70H161V68H160V72H161V75H163V74H165L166 73V75L168 76V71H167V69L165 68V67H163ZM172 68V69H173ZM179 68L182 70V71H178L177 72V70H179ZM19 69H20V64H19V68L17 69H15V70H17L16 72L17 73H19ZM151 69V70H150ZM32 70H33V72H32ZM40 70V71H39ZM82 70V69H81ZM93 70V71H92ZM165 70L167 71V72H165ZM37 71V72H36ZM39 71V72H38ZM85 71V70H84ZM163 71V72H162ZM171 71H172V73H171ZM185 71V72H184ZM31 72V73H30ZM77 72V73H76ZM157 72H158V74H157ZM33 73H34V75H33ZM90 73V74H91ZM147 73V74H146ZM182 73H184V76H183V74ZM16 74V73H15ZM75 74V75H74ZM181 74H182V76H181ZM17 75H19V74H17ZM31 75V76H30ZM74 75V76H73ZM151 75V74H150ZM165 75V76H166ZM171 75V76H170ZM147 76H149V77H147ZM160 76V75H159ZM166 76V77H167ZM74 77V78H73ZM182 77H184L185 78V81H184V83H182L183 82V78ZM4 78V79H3ZM23 78V79H22ZM92 78H93V76H92ZM144 78V79H143ZM152 78V77H151ZM179 78H181V79H179ZM1 79L4 81V82H7L6 84H10V83H8V81H11V80H5V79H7V77L5 78L4 76H1ZM9 79V78H8ZM28 79V80H27ZM87 79V80H86ZM94 79V78H93ZM147 79L145 80V81H143V82H141V84H139V86L141 85H143V87L141 88V86H140V89L142 90V94H144V92H145V94L148 92V90H150V92H152V91H154L155 89L154 88H156V86H153V83H152V81L154 80H150V81H147ZM19 80V81H18ZM25 80V81H24ZM86 80V81H85ZM149 80V79H148ZM85 81V82H84ZM147 81V82H146ZM179 81H181V83H179ZM1 82V81H0ZM4 82H3V84H4ZM89 84H88V83ZM145 82H146V84H150V85H148V88L146 89L147 90V92H146V90H145V87H146V84H145ZM154 82V81H153ZM2 83V82H1ZM87 83V85H85ZM79 84H80V86L81 87H79ZM85 85V86H84ZM154 85H156V83L154 84ZM186 85V84H185ZM22 86V85H21ZM77 86V87H76ZM88 86V87H87ZM152 86H153V88H152ZM175 86H176V88H175ZM82 88V90H83V92H82V90H80V92H82V94H80L81 95V100L79 99L80 98V96H79V98H78V102H79V104H78V102H76L77 101V97H78V94H79V92H78V90H77V88ZM87 88V92H91V94H89V93H87V96L85 97V95H86V93H85V89ZM151 87V88H150ZM172 87V88H173ZM88 88H89V90H88ZM150 88V89H149ZM92 89V88H91ZM175 89H177L176 90V92H180L181 94H183V97H182V95L180 94H176V92H175ZM78 92V93H77ZM150 92H148V93H150ZM24 93V94H23ZM172 94V95H171ZM223 94V93H222ZM221 94V95H222ZM21 95V94H20ZM32 95V96H31ZM22 96V97H23ZM26 96V95H25ZM77 96V97H76ZM88 96H90L89 98H87ZM176 96V97H175ZM180 96V97H179ZM33 97H34V99L36 100H34L33 99ZM36 97V98H35ZM124 96H122V98H123ZM126 97H129V96H126ZM182 97V98H181ZM222 97H223V95H222ZM74 98H76V99H74ZM85 98H87V99H85ZM117 98V99H116ZM165 98V99H166ZM170 98V99H169ZM176 98H177V101H174V100H176ZM19 99H20V97H19ZM33 99V100H32ZM83 99H85V100H88V101H90L91 103L89 104V102L88 103H86V102H84V101H82ZM115 99H116V101L119 99V102L122 100V99H120V97H115ZM179 99H180V102H179ZM181 99H182V106H181V109H182V111L181 110H179L178 109V107H180V104H178V103H181ZM26 100H27V102H26ZM31 100H32V102H31ZM107 100V101H106ZM128 99L126 98V99H124L123 98V100L119 103V102H114V100H113V102L114 103H112V100L111 101H109V99H103V101H102V104H100L101 105V107L99 106V109L98 108H96V109H98L99 111H98V113H101V111H102V113L103 112H105V111H110L111 109H113V110H111L110 112L111 113H113L114 111H115V109H116V111L114 112L115 114H117V115H119V117L121 116V118H122V120L124 121V119H126V116H125V113L126 114H128V113H130L131 111L130 110H124V107L126 106L125 105V103L127 104L128 103V101H127ZM158 100V101H159ZM184 100V101H183ZM218 100L221 102V106L219 105H217L218 103H219V101L217 102V99H215V100H213L210 104L212 105V107L214 108L215 106H217V108H214V111H213V113H215L217 116H216V118H219V117H222V114H223V116H224V114L225 115H228L229 116V118H230V114H226V111H228L229 112V107H228V109H227V107L226 106H228L230 103L232 104V100L230 101V103L228 102L227 104H225V103H223V100L221 99H219L218 98ZM21 101V100H20ZM19 100H18V102H20ZM29 101V102H28ZM34 101H35V103L37 104H39V106L38 105H36L35 103H34ZM82 101V102H81ZM40 102H42V107L40 106ZM98 102V103H97ZM124 102V103H123ZM165 102V103H164ZM184 102H185V105L186 104H190L191 103V105L189 106V105H184ZM198 102V103H197ZM217 102V103H216ZM24 103H26V105L24 104ZM76 103V104H75ZM84 103V104H83ZM106 103V107H105V104ZM115 103H117V105L115 104ZM118 103H119V105L121 104V103H123L122 105H121V107L119 108V105H118ZM169 105H168V104ZM175 103H177L175 106H174V104ZM87 104V106L88 107H86L85 105ZM98 104V105H97ZM107 104L109 105V106H107ZM115 104V105H114ZM154 104H155V101H154ZM167 104V107H165V105ZM198 104V105H197ZM220 104V103H219ZM224 104L226 105V106H224ZM230 104V105H231ZM31 105H33L34 107V109L32 108V107H30ZM78 105V106H77ZM103 105V106H102ZM111 105H114V106H111ZM172 105H173V107H172ZM179 105V106H178ZM193 105V106H192ZM210 105V106H211ZM28 106V105H27ZM27 106L25 107V109L27 108ZM45 106V107H44ZM118 106V107H117ZM124 106V107H123ZM163 106H164V109H163ZM184 106L185 107H187L186 109L184 108ZM195 107V109H197L196 111H193L192 110V108H190V107ZM36 107H37V109H36ZM77 107V108H76ZM85 107H86V109H85ZM114 107V108H113ZM118 109H117V108ZM183 107V108H182ZM226 107V108H225ZM27 108V109H28ZM46 108H47V110H46ZM172 108V109H171ZM198 108H199V110H198ZM39 109V111H37ZM41 109V110H40ZM44 109H45V111H44ZM85 109V110H84ZM171 109V110H170ZM194 109V108H193ZM194 109V110H195ZM34 110H36L37 112H39V114L37 113V112H35ZM50 110V111H49ZM78 110H79V112H80V115H77V114H79V112H78ZM119 110V111H118ZM124 110V111H123ZM170 110V111H169ZM185 110H187L186 112H185ZM32 111L34 112V113H36V114H34L35 115V118H36V120H34V116H32L31 117V115L33 114L32 113ZM47 111V112H46ZM53 111H54V113H53ZM68 111L70 112V113H68ZM113 111V112H112ZM167 111L169 112L168 114H167ZM179 111V112H178ZM191 111L193 112V113H191ZM221 111V112H220ZM22 112H24V111H22ZM21 112V114L23 115V113ZM29 112V113H28ZM58 112H59V114H58ZM60 112H61V114H60ZM66 112H67V114H66ZM78 112V113H77ZM122 112V113H121ZM165 112H166V114H165ZM177 112H178V114L180 115H178L177 114ZM185 112V113H184ZM242 112V111H241ZM43 113V114H42ZM50 113H52L51 115H49ZM75 113H76V116H81V118L79 117H77L76 119H77V121H75L76 119L74 118L75 116ZM154 112H153V114H155ZM231 113V112H230ZM236 113V116H238L237 115V113H239L240 115H241V113H240V111H237V112H235ZM235 113L234 114H232L233 116L235 115ZM30 114V115H29ZM37 114H38V116H37ZM66 114V115H65ZM121 114V115H120ZM189 114V115H188ZM191 114V115H190ZM20 116V120H21V117L22 118H24L23 116ZM25 115V114H24ZM42 115V116H41ZM46 115H49V116H46ZM60 115H61V117H62V119L64 120L65 119V122L63 123V120L61 119V117H60ZM65 115V116H64ZM71 115V116H70ZM153 117H152V116ZM187 115V116H186ZM198 115V118H196V116ZM18 116V115H17ZM37 116V117H36ZM41 116V117H40ZM46 116V117H45ZM57 116H59V118L57 117ZM140 116H141V119L143 120H145L146 122L144 123V125H143V123H141V125H140V122H142V121H140V119H137V117L138 118H140ZM146 116V115H145ZM177 116H179V118L177 117ZM184 116H185V119H183L184 118ZM189 116V117H188ZM228 116H226L225 118H227ZM233 116H231V117H233ZM19 117V116H18ZM26 117H28V118H26ZM40 117V118H39ZM47 117L49 118L48 119V121H50L51 122V124H50V122H49V124H50V126H49V124H46L47 125V128L46 127H44V126H46V125H44V121L47 119ZM51 117H52V120H50L51 119ZM55 117V118H54ZM73 117V118H72ZM178 119V120H176V118ZM181 117V118H180ZM239 117V116H238ZM38 118V119H37ZM43 118H45V119H43ZM54 118V119H53ZM57 118V119H56ZM72 118V119H71ZM120 118V119H121ZM134 118H135V120H139V121H134ZM152 118V119H151ZM19 119V118H18ZM39 119L41 120V121H39ZM73 119H75V120H73ZM183 119V120H182ZM199 119V120H198ZM235 119V116L233 117V119L232 120H234ZM44 120V121H43ZM57 120V121H56ZM71 120V121H70ZM72 120H73V122H72ZM143 120V121H144ZM154 120H153V125H154V123H157L156 121L154 122ZM196 120H198V121H196ZM226 120H228V118L226 119ZM230 120V121H229ZM228 121H224V119H222V122L221 123H225L226 124V122H227V124H237V120L234 122V123H230V122H232L231 121V118L229 119ZM23 121V120H22ZM35 121H37V123H35ZM39 121V122H38ZM48 121L46 122V123H48ZM54 121V122H53ZM72 122V126L70 127V123ZM148 121V122H147ZM158 121V123L160 122L159 120H157ZM179 121H181V122H179ZM183 121V122H182ZM187 121V122H186ZM239 121V120H238ZM25 122V121H24ZM68 122V123H67ZM78 122V123H77ZM39 123V124H38ZM40 123L41 124H43V125H40ZM57 123H59V124H57ZM77 125H76V124ZM157 123V124H158ZM172 123V122H171ZM183 123V124H182ZM188 123V124H189ZM12 124V123H11ZM52 124H54V125H52ZM64 124H66V126L64 125ZM82 124L83 123H80V125L82 126ZM149 124V125H148ZM157 124H155L154 126L152 125L151 126V130H150V132L154 129V127L157 125ZM186 124V125H185ZM56 125H59V126H57V133L54 131V130H56V128H55V126ZM61 125V126H60ZM76 125V127L74 128V126ZM159 125V124H158ZM42 126L44 127V128H42ZM49 126V127H48ZM69 126V127H68ZM81 126H79V127H81ZM170 126H172V125H170V122H169V125H168V123H167V125L165 124V126L164 127H166V128H168V129H171V127ZM191 126V127H190ZM51 127V128H50ZM52 127H53V129H52ZM58 127L60 128V129H58ZM63 127V128H62ZM66 127H68V128H70V129H68V128H66ZM84 127H85V123H84ZM83 126H82V130H84L83 128H84ZM143 127V128H142ZM160 127V126H159ZM177 127V128H178ZM187 127H190V130L191 129H193L192 130V133L189 135V137H191V135H192V137H191V139L193 138V140H194V137H195V133H196V131H195V129H194V126H192V125H188ZM27 128V127H26ZM31 128V129H30ZM36 128L38 129V130H36ZM39 128H40V130H39ZM65 128H66V130H65ZM88 127H86L85 128V130L87 129ZM158 127L156 126V129H157ZM176 128V129H177ZM179 128H178V130H179ZM27 129V130H28ZM43 129H46L45 130V132L44 131H42ZM48 129H50V130H48ZM63 129V130H62ZM73 129H74V131H73ZM155 129V130H156ZM159 129H161V128H159ZM164 129V128H163ZM167 129V130H168ZM33 130V131H32ZM54 131V134L52 135V131ZM62 130V133L61 132H58V131H61ZM66 132H65V131ZM80 130V132L82 131L81 129H79ZM84 130V131H85ZM88 130V129H87ZM155 130H153V132H154V134L152 133L151 135L153 136H156L157 137V135H159V134H157V133H155ZM177 130V131H178ZM185 130H186V128H185ZM185 130H179V132L181 131V133H184L183 134V136H186V134H187V132L185 131ZM188 130H189V128H188ZM51 133H50V132ZM73 131V132H72ZM89 131V130H88ZM170 130H168V131H166V132H169ZM171 131L172 132H174L173 133V135L175 134V129H174V131H173V128L171 129ZM170 131V132H171ZM177 131H176V133H177ZM194 131H195V133H194ZM43 132H44V135H43ZM48 132H49V136H48ZM147 133L149 132V131H146ZM150 132L148 133V136H151L150 135ZM166 132H163V133H166ZM179 132L177 133V135H175V136H173L172 138L170 137V133L169 134H167V135H169V136H167V138L165 139L166 141L167 140H169V141H171L170 139H168V138H171L172 139V148H173V151L175 152V148H174V144L173 143H175L176 145H177V142L176 141H179V140H181V142L183 141V143H181L180 141H179V143H181V144H183V146L186 148L187 146H188V143H190L188 140H186V139H183V137L180 139L179 138ZM190 132V131H189ZM189 132H188V134H189ZM35 133V134H36ZM46 133V134H45ZM58 134V133H60L59 135H61V136H63L62 138H61V136H55L56 134ZM75 133V134H74ZM78 133V134H77ZM82 133V132H81ZM85 134H89V132H84ZM84 133H82V134H84ZM145 133V132H144ZM163 133H161L162 135H163ZM180 133V135H182ZM194 133V134H193ZM51 134V135H50ZM79 136V138L81 137V140H79V138H78V136ZM85 134H84V136H85ZM187 134V135H188ZM33 136V138L35 139V143L36 142H38V143H36V147L34 146V142H31L33 139H30L31 138V136ZM74 135H76L77 137L75 138V139H72L73 138V136ZM90 135H93V134H90ZM89 135V136H90ZM161 135V136H162ZM166 135V134H165ZM165 135H163L164 136V138L166 137ZM69 136V137H68ZM147 136V135H146ZM160 136V137H161ZM163 136H162V139H164L163 138ZM41 137H43L42 139H41ZM46 137H48V138H46ZM60 139H59V138ZM71 137V138H70ZM92 137V136H91ZM91 137H89L90 139H91ZM95 136H93V138H94ZM142 137H145L144 135H142ZM188 137V136H187ZM57 138L59 139V140H57ZM70 138V139H69ZM91 139L92 141H95V139ZM149 138H151V139H153L152 137H149ZM41 139V140H40ZM46 139V140H45ZM52 139L51 140H49V141H52ZM69 139V140H68ZM78 139V140H77ZM85 139H88L87 137L86 138H84V140ZM178 139V140H177ZM183 139V140H182ZM196 139V138H195ZM31 140V141H30ZM73 142H72V141ZM164 140V141H165ZM189 140H190V138H189ZM66 141V142H65ZM74 141H79L78 143L76 142V144L78 145H76V147H79V148H81V149H79V148H77V150H75L74 148V146L72 145V143L74 144ZM87 141V140H86ZM90 140H88V142H89ZM164 141H163V144H165V143H167V148H168V142L169 141H167V142H165L164 143ZM191 141V140H190ZM196 140H194V142H195ZM32 143L33 144V146L31 147V145L32 144H30L29 145V143ZM43 142V143H44ZM53 142V141H52ZM70 142V143H69ZM95 142H97V141H95ZM95 142H91L90 141V144L92 143V146L94 147L95 146ZM192 142V141H191ZM64 143L65 144H67V145H65L64 146ZM70 145H69V144ZM134 143V144H133ZM133 143H131L132 144V148H131V150L130 151H132L133 152V150H134V152H133V154H132V158H133V162H132V158L130 157L131 156V154H129V159H130V161L132 162V165L130 164L131 162H129V164L130 165H128V167H132V168H135L134 166H136V163H137V166L136 167H138V164H140L141 163V161L142 160H139L138 158H139V156H138V153H137V151L139 150V148H140V146L138 147V146H136L137 145V142H136V144H135V142H133ZM196 143V142H195ZM46 144V143H45ZM88 144V143H87ZM163 144H160V145H163ZM169 144L171 145V143L169 142ZM40 145V146H39ZM72 145V146H71ZM133 145H135L134 147H133ZM158 146L159 147V149H158V155H157V158H159V156L160 157H163L164 156V154H166V156H168L170 153V155L172 156L173 155V157L175 156V154H178L177 153V151H179V152H184L183 151V149H185L184 147L183 148H181L180 150H179V148L180 147H182V145L180 146L179 144V148H178V150L176 151V153H174L173 151H172V148L170 147V149H171V151L170 150H168V153H165V152H167L166 151V147H165V145H164V149L163 148H161L160 149V147L161 146ZM39 146V147H38ZM91 146V145H90ZM104 146H106V145H101V148H100V150L101 149H103V147ZM66 147H67V151L69 150L70 152L68 153V152H64V148H65V151H66ZM69 147H71V148H69ZM72 147H74V148H72ZM88 147V148H87ZM95 147H100V145H98V143L96 144V146ZM94 147V148H95ZM137 148V150H135L136 148ZM157 147V148H158ZM88 149V151H87V149ZM156 148V147H155ZM157 148H156V150H157ZM75 150V152L74 151H72V150ZM84 149V150H83ZM89 149H90V151H89ZM93 149V148H92ZM106 150H108L107 152H109V148L106 146V148H105ZM35 150V151H34ZM78 150H83L84 152L82 153V152H80V154H81V157L79 156L80 154H78L79 152H77ZM86 150V151H85ZM95 150H96V148H95ZM94 150V151H95ZM99 150V148L96 150V151H98ZM105 150V151H106ZM155 149H154V151H156ZM164 152V150H165V152H164V154H163V156H162V154H160V153H162V151ZM94 151H93V154H94ZM154 151H150V153L152 152V154L151 155H154V158H156V153L154 152ZM74 152V153H73ZM77 152V153H76ZM103 153H107V152H104V151H102ZM132 152H130V153H132ZM155 154H154V153ZM157 152V151H156ZM172 152H173V154H172ZM181 152V153H182ZM63 153H65V155L63 154ZM70 153H73V154H71V156H72V158H70L71 156H70ZM100 154H101V152H99ZM98 152L97 153H95L96 155L97 154H99ZM102 153V154H103ZM140 153V152H139ZM150 153H148V155L146 154H144L143 156H146V157H140V159H143L144 158V161H142V163L143 164H141V166H142V168H144L145 167V163H147V162H145V161H147V159L146 158H148V157H151V156H149L150 155ZM66 154H67V156H66ZM69 154V155H68ZM141 154V153H140ZM139 154V155H140ZM160 154V155H159ZM168 154V155H167ZM183 154V153H182ZM73 155H76V157H74ZM87 155V154H86ZM142 155V154H141ZM140 155V156H141ZM184 155V154H183ZM66 156V157H65ZM79 156V157H78ZM166 156L163 158V160H164V162L167 160L168 161V159H166ZM170 156V157H171ZM178 156H180V154H178L176 157H174V159H176V158H178ZM63 157V158H62ZM136 157V158H135ZM169 157V158H170ZM65 158V159H64ZM151 158H153V157H151ZM181 158V163H179V159ZM180 158H178V159H176V160H174L173 158V160L177 163V165H178V167L180 168V169H182V171L184 170L185 171V167L188 165V163L187 162H185L186 161V159H187V157H186V159L183 157L182 158V155H181V157ZM74 159V160H75ZM134 159L137 161H135V163H134ZM166 159V160H165ZM138 160H139V162H138ZM149 160V159H148ZM171 160V159H170ZM185 160V161H184ZM167 161H166V163H167ZM172 161V160H171ZM178 161V162H177ZM188 161H190V163H189V165L188 166H190L191 165V167H192V162L195 164L196 163V161H193V160H189L188 159ZM169 162V161H168ZM175 162H169V164H167V166L166 167H162L161 166V168H159V169H161V171H162V168H164V170L166 171L167 170V172L169 173V169H171V167H172V165H174V164H176ZM174 163V164H173ZM183 163V164H182ZM186 163H187V165H186ZM63 164V163H62ZM163 164V162L161 163V165ZM172 164V165H171ZM184 164H185V167H184ZM146 165H148V164H146ZM166 165V164H165ZM169 165H170V167H169ZM177 165H176V167H177ZM183 165V166H182ZM68 166V167H67ZM163 166H164V164H163ZM194 166V169H192V168H190L191 169V171L189 170V172L187 173V171H188V169L186 170V172H182V173H184V174H190L191 176H189L188 175V177H192L193 175H195L196 173H197V171H198V169L197 168H195V165H193ZM242 166V165H241ZM169 167V168H168ZM66 168V169H65ZM168 168V169H167ZM173 168V167H172ZM178 168V169H179ZM159 169H157V171L159 170ZM177 169V168H176ZM175 169V170H176ZM197 169V170H196ZM174 170V169H173ZM174 170V171H175ZM194 172H193V171ZM154 171H156V170H154ZM165 171H163L164 173H165ZM177 171V170H176ZM163 172H161V173H163ZM163 173L164 174V176L165 177H163L162 178V180H164V181H162V180H160L161 178L160 177H158L159 176V174L157 175V177L156 178H159V179H154V181L153 180H150L151 182L153 181V184L152 185H156V184H158L159 182H160V184H161V181H162V185H161V188H162V186H163V182H164V186L166 185L165 183L167 182L168 183V181H166V179L168 180V176H167V174L168 173ZM171 172V171H170ZM179 174H180V178H181V173L179 172V170L177 171ZM177 172H174V174H173V171H172V173H169V174H172V175H175V173H176V180L174 179V182H172L173 184H175L174 186H173V184H171V181H173L172 179L174 178V176L172 177V175H170L171 176V178H170V180L171 181H169V183H168V188H170V187H174L175 189H176V187L175 186H177V183L179 184V183H181V182H179V181H181V179L183 178V175H182V178L180 179L179 177H177ZM152 173V172H151ZM151 173H149L150 175H151ZM155 173H157V172H155ZM193 173H195V174H193ZM60 174H63L64 176H66V174H64V173H60ZM163 174H160V176L161 175H163ZM168 174V175H169ZM179 174H178V176H179ZM246 176H248V172L245 174ZM149 176V175H148ZM155 176V175H154ZM154 176H150L151 178H154ZM169 176V177H170ZM185 176V175H184ZM187 176V175H186ZM167 177V178H166ZM149 178V177H148ZM178 178V179H177ZM187 178V177H186ZM185 178H183V180H184ZM148 180V182H149V179H147ZM146 180V181H147ZM155 180H158V183H154V182H156ZM160 180V181H159ZM177 180H179L178 182H177ZM182 180V181H183ZM147 183V182H146ZM145 183V181H144V184L145 185H147L148 187L150 186V183H148V184H146ZM142 186V187H145V190H144V192L147 194V195H149L150 194V196H151V193H150V191L149 192H146V187L147 186ZM180 185V184H179ZM179 185L177 186L178 187V189H179ZM163 186V188L162 189H165V187ZM148 187H147V191L148 190H150V189H148ZM157 187H160V185H158ZM157 187H153L152 186V188L153 189H156ZM172 187V188H173ZM168 188H167V185H166V189H165V191H169L168 190ZM162 189H159V192H161V190ZM143 192V193H144ZM162 192L164 193V191L162 190ZM160 193V194H162L163 196H164V194L163 193ZM174 193H175V191H173ZM172 192V193H173ZM173 193V194H174ZM176 193H178V192H176ZM175 193V195L174 196H176L177 194ZM146 194H143V199H142V201L146 198L145 196H147ZM173 194H170V191L169 192H167V195H169V196H173ZM145 195V196H144ZM166 195V193H165V196L164 197H166L167 196ZM142 196V194L139 196V198ZM162 196V197H163ZM167 197V199H168V201H167V199H165L164 197H163V200H165V204H167V203H169L170 201H169V199L171 198L172 199V201H173V198H172V196L171 197ZM177 197V196H176ZM175 197V198H176ZM138 198V199H139ZM130 199H132V200H130ZM129 199V201H132L133 202V199L135 200V199H137V197L135 198V196L133 197V196H131V198ZM141 199V198H140ZM139 199V200H140ZM146 199H148V197L146 198ZM149 199L151 200V198L149 197ZM149 199L148 200H146V202H145V200L143 201V202H145L144 204H140L138 207H140V211L142 210V208H141V206L142 207H144L145 208V210L147 209V208H149V204L147 203V202H149ZM142 202V203H143ZM137 205L139 204V202H138V200H137ZM141 203V202H140ZM133 204V203H132ZM134 204H135V201H134ZM145 204H146V206H148V207H146L145 206ZM148 204V205H147ZM171 205V203L169 204V206ZM135 206H136V204H135ZM137 207V208H138ZM176 206L174 205L173 206V211H174V208H175ZM144 208H143V210H144ZM144 210V211H145ZM144 211H141V212H144ZM171 212V211H170ZM126 213H128V212H126ZM126 213H121L122 214V216L123 215H126ZM173 213H175V212H173ZM118 214H120V213H118ZM117 214V219H116V221H120L122 218V226L125 224V222L127 223V222H132L133 223V221L135 220L132 216V212H130V215H129V213L126 215V216H124V217H122L121 216V214H120V216H121V218H120V216ZM173 216L175 215V214H172ZM178 215V216H177ZM131 216V217H130ZM173 216H171V218L173 217ZM125 217H127V218H125ZM153 217V216H152ZM152 217H151V222L153 223V224H155V226L157 225H159V223H160V225L162 226V223L159 221L158 223H156L158 220H160V219H158V220H155L154 221V218H153V220H152ZM156 217V216H155ZM174 217H177L179 220H177V222H173L174 220L176 221V218L174 219L173 218V220H170L171 222H169L168 220V223H172L173 222V224H174V226L176 225V227H173L172 225H170V226H172V227H170V230H172L171 228H173V229H175V231L173 230V232L172 231H169V233L167 234V232H168V228H167V232H166V234L167 235H170V232H172L173 233V235H172V233H171V235L172 236H174V237H172L171 235V237L170 236H167V235H165V233H163L162 234V232L164 231L165 232V230H164V225H165V228H166V222L165 223H163V226L161 227H157L158 229V232H159V234H158V232H157V230L156 229H154L153 228V226L154 225H152L151 226V228H150V230L151 231H148L149 233V235H147V233H144V234H146V236H143V235H141V234H139V237L137 238V236H138V234H137V231L135 232L134 231V235H133V233L132 234H129V236H128V234H127V229H125V231H124V227L121 229V233L123 234V233H125L124 234V238L125 239H127V237H128V239L126 240V241H129V243H127L126 241H125V239L123 238V241H122V238L121 237H119L118 239H112L113 241H112V244L111 243H109V244H111V246H108L107 245V248H108V250L106 251V253H104L105 254V256L104 255H99V256H101V257H103V260H102V258L100 257V259H99V263H100V261H101V263L100 264H118L119 263V260L121 259V260H123V261H127V259H128V261L132 258V260H130L133 264H140V263H145V264H172L173 262H174V260H175V258H176V260H177V256H178V254L176 255V251H178L179 249H176L178 246H179V244L175 241V235H177V233H179V235L178 236H181V235H183V234H185L184 232H185V230L186 229H184V230H182V228H184L185 226H184V224L187 226V224L184 222L185 220H181L182 218H183V216L181 217L179 214H177L176 213V216H174ZM181 217V218H180ZM130 218V219H129ZM120 219V220H119ZM124 219H127V221L126 220H124ZM134 219V220H133ZM155 219H157V217L155 218ZM183 219H185V218H183ZM124 220V221H123ZM133 220V221H132ZM120 221V222H121ZM154 221V222H153ZM178 221H179V223L180 222H184L183 223V225H181V224H179L178 223ZM120 222H119V224H120ZM135 223H133V225L135 226V225H138L137 224V222L136 221H134ZM150 222V220H149V223H151ZM175 223H177V224H175ZM141 224V223H140ZM180 225V226H179ZM119 226V225H118ZM121 225L119 226V227H122ZM154 226V227H155ZM168 226V225H167ZM179 226V227H178ZM181 226H184V227H182L181 228ZM179 229H178V228ZM188 227V226H187ZM138 227L137 226H135V229H137ZM177 228V229H176ZM120 229V228H119ZM129 230V229H128ZM134 230V229H133ZM161 230V231H160ZM181 230H182V234H181ZM124 231V232H123ZM127 231V232H126ZM152 231L154 232V233H156V234H152ZM178 231V232H177ZM184 231V232H183ZM130 232H132V231H129V233ZM136 233V234H135ZM176 233V234H175ZM126 234H127V237H125L126 236ZM152 236H151V235ZM159 236H161L162 237V235H163V237L161 238V237H159ZM181 234V235H180ZM131 235H133V236H131ZM156 235V236H155ZM164 236H166L165 238H164ZM146 237V238H145ZM149 237H151L150 238V240H149ZM152 238H153V240H152ZM167 238V239H166ZM171 238V239H170ZM177 238V237H176ZM156 239V240H155ZM157 239H159V240H157ZM162 239V240H161ZM167 240L166 242L164 241V240ZM174 239V240H173ZM114 240H115V242L116 241H119L118 243L121 245H117L118 243L116 242H114ZM134 240V241H133ZM142 240V241H141ZM151 240L152 241H154V242H151ZM124 241H125V243H124ZM164 242V243H162V242ZM169 241H170V243H169ZM114 242V243H113ZM132 242V243H131ZM175 242V243H174ZM123 243V244H122ZM131 243V245H129ZM159 243V244H158ZM161 243V244H160ZM166 243H167V245H166ZM128 244V245H127ZM165 244V250H164V247H163V245ZM173 244V245H172ZM175 244V245H174ZM133 245V246H132ZM150 245V246H149ZM162 245V246H161ZM188 245V244H187ZM123 246H124V248H123ZM129 246V247H128ZM167 246V247H166ZM177 246V247H176ZM181 246V245H180ZM189 246V245H188ZM188 246H186L187 247V249H186V252L187 253H189L188 255H190V258H191V256H192V253H191V249L192 248H189L188 249ZM122 248L121 250H119V248ZM135 247V248H134ZM173 247H175V248H173ZM190 247V246H189ZM144 248H145V250H144ZM166 248H167V251H166ZM161 249V250H160ZM182 249V248H181ZM141 250H143V251H141ZM173 250V251H172ZM176 250V251H175ZM188 250V251H187ZM126 251H127V253H126ZM130 253H129V252ZM132 251H134V252H132ZM136 251H138V252H136ZM120 252V253H119ZM122 252V253H121ZM143 252V253H142ZM179 253L181 252V251H178ZM177 252V253H178ZM132 253V254H131ZM134 253V254H133ZM28 254V256L30 255L32 258L31 259H29L30 258V256H29V260H33L34 261V256L35 255H37L36 256V258L38 257H40L38 254H35L34 253V256L32 255V253L30 254V253H27ZM131 254V255H130ZM170 254V255H169ZM126 255H128V256H131V257H127L126 258ZM141 255H143V256H141ZM168 255H169V257H168ZM123 256V257H122ZM140 256V257H139ZM171 256V257H170ZM176 256V257H175ZM126 258V260H124L125 258ZM136 257V258H135ZM139 257V258H138ZM172 257H174V259H170V258H172ZM37 258V260L36 261H38L39 259ZM123 258V259H122ZM150 258V259H149ZM41 259V258H40ZM97 259H98V257H97ZM143 259V260H142ZM162 259V260H161ZM169 259V260H168ZM121 260H120V262H121ZM142 260V261H141ZM146 260V261H145ZM160 260V261H159ZM165 260V261H164ZM195 260V259H194ZM36 261H35V263H36ZM240 261V260H239ZM30 262V261H29ZM139 262V263H138ZM191 262H194V261H192V258H191ZM240 262H242V261H240ZM31 263V262H30ZM194 263H196V262H194ZM239 263V262H238ZM32 264V263H31ZM96 264H97V261H96ZM120 264V263H119ZM192 264V263H191ZM240 264H242V263H240Z\"/></svg>", "mask_w": 264, "mask_h": 264}]
</instances>
